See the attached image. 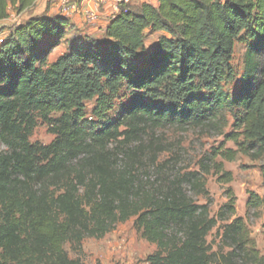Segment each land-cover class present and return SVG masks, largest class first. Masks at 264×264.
<instances>
[{
  "label": "trees",
  "instance_id": "16d2710c",
  "mask_svg": "<svg viewBox=\"0 0 264 264\" xmlns=\"http://www.w3.org/2000/svg\"><path fill=\"white\" fill-rule=\"evenodd\" d=\"M35 2L0 0V20L10 5ZM70 27L62 14L32 16L0 48V264H82L67 243L104 237L135 216L158 247L145 264H264L232 190L211 216L185 188L204 192L197 173L148 187L141 148L129 146L147 128H223L232 114L227 138L264 155V0L123 1L107 42L73 40L49 63ZM148 28L169 34L151 50ZM237 40L246 46L240 71L231 63ZM235 79L236 89L226 88ZM94 97L88 114L84 101ZM39 120L56 135L49 144L30 140ZM248 193L249 210L264 207V195ZM219 223L213 251L207 237Z\"/></svg>",
  "mask_w": 264,
  "mask_h": 264
},
{
  "label": "rangeland",
  "instance_id": "374dc122",
  "mask_svg": "<svg viewBox=\"0 0 264 264\" xmlns=\"http://www.w3.org/2000/svg\"><path fill=\"white\" fill-rule=\"evenodd\" d=\"M76 3L77 8L67 13L71 27L64 39L56 45L49 63L56 61L63 55L69 43L76 39L89 41L95 39L107 42L105 34V21L97 14L95 21L88 22L83 13V0H70ZM124 2H131L124 0ZM119 3V2H118ZM120 4V3H119ZM39 0L31 8L21 11L18 6H9V16L0 20V48L6 39L12 34L14 28L25 22L29 16L35 14L40 7ZM65 4L61 9L65 11ZM84 15L87 22L79 25L76 15ZM169 35L164 31L148 28L145 32V44L151 50L162 35ZM245 44L237 40L232 53L231 63L240 71L244 64ZM238 80L227 84L226 88L236 89ZM97 97L84 101L86 111L91 114ZM114 117V114H112ZM227 125L223 128L168 125L158 128H147L141 138L129 144L130 148L139 147L142 164L139 165L143 174L142 183L148 187H156L165 181L182 177L184 174L197 173L205 184L204 192L193 191L189 184L185 188L189 195L198 204H209L210 215L215 216L220 207L229 200L228 190L236 197V215L244 217L249 227L251 237L255 241L260 254L264 256V207L259 209L247 208L249 191L264 195L263 176L261 166L264 165V155L255 157L253 151L242 152L234 141L226 136L229 132L236 131L233 126L234 117L227 115ZM242 131V130H241ZM56 135L49 130V125L39 120L38 126L30 136L33 143L49 144ZM1 149L5 147L0 145ZM234 149L236 157L229 161L224 159L219 150ZM155 158V160H153ZM211 158L212 161H209ZM210 159V160H211ZM209 166L208 170L204 165ZM222 164V170L217 165ZM217 166V167H216ZM231 181H227V175ZM147 174V175H146ZM159 182V183H157ZM223 223H219L208 235V243L213 251L221 248V234ZM157 244L143 238L136 227V216L128 221L118 223L104 237H86L80 246L67 243L65 249L73 259H79L82 264H145L147 257L157 250ZM227 248H225V251Z\"/></svg>",
  "mask_w": 264,
  "mask_h": 264
},
{
  "label": "crops",
  "instance_id": "0c3cea01",
  "mask_svg": "<svg viewBox=\"0 0 264 264\" xmlns=\"http://www.w3.org/2000/svg\"><path fill=\"white\" fill-rule=\"evenodd\" d=\"M37 1L38 0H36V2ZM123 1L124 0H83V4H82L84 9L83 14L86 15L85 11L91 9L95 11V13H97L100 16V18L102 17V19H104L105 16H109L105 21L104 28H106L109 23V20L119 11V5H120L119 3ZM129 1L131 2H128V4H133V5H137L142 2H149L151 4L156 5L158 2V0H129ZM39 2L41 5L40 7H38V11L29 17L38 16V15L52 16L57 14H62V15L67 14L65 11H63V9H61L63 0H39ZM84 15L82 17L80 14L76 15L75 19L79 25L87 22Z\"/></svg>",
  "mask_w": 264,
  "mask_h": 264
},
{
  "label": "built area",
  "instance_id": "2783aa9c",
  "mask_svg": "<svg viewBox=\"0 0 264 264\" xmlns=\"http://www.w3.org/2000/svg\"><path fill=\"white\" fill-rule=\"evenodd\" d=\"M63 4L67 5L65 6V12L69 14V12L74 11L77 8L76 3H71L70 0H63ZM86 18L88 22L95 21L97 18V13L95 11L89 9L85 11Z\"/></svg>",
  "mask_w": 264,
  "mask_h": 264
}]
</instances>
